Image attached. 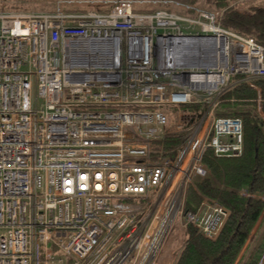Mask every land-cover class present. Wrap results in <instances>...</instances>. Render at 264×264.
Here are the masks:
<instances>
[{"label":"built area","instance_id":"2783aa9c","mask_svg":"<svg viewBox=\"0 0 264 264\" xmlns=\"http://www.w3.org/2000/svg\"><path fill=\"white\" fill-rule=\"evenodd\" d=\"M222 14L181 0L0 9V264H156L177 216L217 236L226 209L203 197L184 211L185 190L207 176L206 148L242 153L221 94L264 78V46Z\"/></svg>","mask_w":264,"mask_h":264},{"label":"trees","instance_id":"16d2710c","mask_svg":"<svg viewBox=\"0 0 264 264\" xmlns=\"http://www.w3.org/2000/svg\"><path fill=\"white\" fill-rule=\"evenodd\" d=\"M217 8L228 0H207ZM193 2V1H192ZM221 25L250 37L264 46V2L247 9L227 7ZM238 79L233 76L232 81ZM258 91L245 81L233 82L220 96L217 115L239 117L243 148L238 156H217L210 148L203 153L207 176L193 178L184 195V211L195 212L203 197L220 203L227 211L215 238L203 236L191 224L184 225V240L172 264H236L243 250L264 221V117L257 111V98L264 115V78L253 80ZM182 136H165L156 147L170 149L182 144ZM243 264H264V228Z\"/></svg>","mask_w":264,"mask_h":264},{"label":"rangeland","instance_id":"374dc122","mask_svg":"<svg viewBox=\"0 0 264 264\" xmlns=\"http://www.w3.org/2000/svg\"><path fill=\"white\" fill-rule=\"evenodd\" d=\"M4 1V0H3ZM6 1V0H5ZM9 1V0H8ZM6 1V2H8ZM194 3H197L201 6L210 8V9H219L224 11L227 7H237L239 9L245 10L248 8L251 4H260L264 2V0H228V3L225 7L217 8L214 6L212 2L211 5L209 4V1L207 0H191ZM8 3H5V6H2L3 9H11L12 6L16 5L13 9H21L26 11H37V10H43L45 9V6L41 4L40 1L37 0H22L19 2H14L13 5H8ZM92 7L91 5H89ZM47 7V6H46ZM49 7V5H48ZM33 93V92H32ZM185 220L182 216H177L176 219H174L173 223L171 224V227L168 231V234L163 241V244L158 252L157 258H156V264H172L174 260V253H176L177 249L179 248L180 244L184 240V225ZM264 228V221L260 223V226L255 233L254 236H252L250 242L243 250V254L240 258V261L236 264H243L246 258L248 257L250 251L252 250L254 244L258 240L261 230Z\"/></svg>","mask_w":264,"mask_h":264},{"label":"crops","instance_id":"0c3cea01","mask_svg":"<svg viewBox=\"0 0 264 264\" xmlns=\"http://www.w3.org/2000/svg\"><path fill=\"white\" fill-rule=\"evenodd\" d=\"M6 1H8V0H6ZM6 1L5 0L4 1L0 0V9H3L2 6H5V3H8V5H13L14 2H19V1H22V0H9L8 2H6ZM37 1H40L41 4H43L45 6V9L37 10V11H48V10H52V9L55 8L57 0H37ZM181 1H191V0H181ZM48 5H49V7H48ZM15 6L16 5L12 6L11 9L14 8ZM91 6L92 7H90L88 4H82V5L73 6V8H81V9H87V8L98 9V8H100V7L96 6V5H91Z\"/></svg>","mask_w":264,"mask_h":264}]
</instances>
